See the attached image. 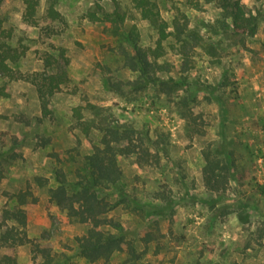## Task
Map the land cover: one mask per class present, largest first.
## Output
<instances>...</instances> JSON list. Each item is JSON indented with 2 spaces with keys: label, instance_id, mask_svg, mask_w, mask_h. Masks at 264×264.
Here are the masks:
<instances>
[{
  "label": "rangeland",
  "instance_id": "rangeland-1",
  "mask_svg": "<svg viewBox=\"0 0 264 264\" xmlns=\"http://www.w3.org/2000/svg\"><path fill=\"white\" fill-rule=\"evenodd\" d=\"M118 1L127 14L126 28L136 26L140 44L153 47L155 31L132 9L130 0ZM180 1L188 26L193 29L191 36L200 39L199 46L211 47L212 53L197 46L192 52V70L181 75V57L169 47V41H173L169 38L168 43L164 42L166 53L159 61L172 63L174 70L159 76H185L190 87L197 82L199 87L210 84L216 88L196 94V102L188 106L190 121L181 117L184 108L178 98L185 94L183 91L169 97L153 85L129 91L125 83L134 80L136 73L124 67L123 55L105 31L106 24L91 23L83 17L93 0H41L32 24L23 20L24 0L4 1L0 16L12 29L14 44L18 41L26 48L14 67L25 75L42 72L44 57L59 59L63 52L69 60L66 71L76 93L54 94V119L38 123L33 120L40 116L35 87L23 80L0 77V87L5 84L2 93H6L0 94V153L10 149L15 140L13 152L22 155L3 167L0 234L2 210L12 204L5 195L31 190L37 202L24 207L26 233L49 251L52 261L45 263L40 254L31 252L30 245L0 247V258L10 256L15 264H92L78 256L75 242L89 225L68 219L49 201L48 194L57 186L51 174L54 168H61L72 183L74 171L82 166V157L91 153L83 135L70 129L71 109L83 106L87 100L112 106L121 119L137 128H148L150 137L162 142L155 164L137 167L134 157L117 159L123 174L122 190L139 199L145 212L119 205L106 214L122 226L125 240L135 249V255H131L124 247L107 264H264V195L258 193V186H264V0H239L247 13L259 15L252 38L234 36L231 30L225 33L220 10L213 2L199 0L200 9L195 10ZM49 4L63 21L47 18ZM100 4L106 12L112 11L111 1ZM157 4L162 18L170 20L171 3L157 0ZM226 68L231 83L218 89ZM105 79L124 83L123 96L116 94L115 87L106 90L102 85ZM90 138L96 140L98 135L93 132ZM46 139L50 142L41 146ZM74 147L79 157L66 162L65 153ZM215 147L220 158L230 156L234 162L225 191L216 194L205 191L201 176L202 154ZM36 178L45 180L44 184L39 186ZM117 190L104 191L109 202L119 198ZM161 197L175 203L167 205ZM152 207L162 210L161 215L155 216ZM145 236L150 240L146 245L141 241Z\"/></svg>",
  "mask_w": 264,
  "mask_h": 264
},
{
  "label": "trees",
  "instance_id": "trees-1",
  "mask_svg": "<svg viewBox=\"0 0 264 264\" xmlns=\"http://www.w3.org/2000/svg\"><path fill=\"white\" fill-rule=\"evenodd\" d=\"M5 0H0V14ZM101 1H111L112 11L106 12ZM171 3L173 17L165 20L160 14L157 0H130L132 9L136 10L142 20L148 22L149 26L155 31L157 39L153 47H143L140 44V38L136 26L131 25L126 28L127 14L120 8L118 0H93L91 8H88L83 17L91 22H103L106 24L105 31L115 40L116 46L123 55V65L132 73H136V78L125 83L130 92L144 90L148 85H153L160 94L167 97L176 92L183 91L179 104L183 107L181 117L190 121L192 114L188 106L190 102H196V94L199 91L216 90L210 84L197 86L193 82L190 87L185 76L179 79L172 77L162 78L160 74H170L174 66L170 62L159 60L165 55L164 42L172 38L168 45L174 52L181 57V75L189 72L193 68L191 62L192 52L199 46L193 36V29L189 28V20L181 7L180 0H163ZM204 3H214L220 10L222 18L221 27L232 32L234 36L252 38L257 32L259 25V15L247 13L239 0H203ZM41 0H24L25 10L23 20L33 23V18L40 5ZM185 6L199 10V0H184ZM46 16L51 20L60 19L61 15L52 4L46 8ZM13 42L12 29L6 26V23L0 16V77L8 81L23 80L31 83L36 90L40 106V116L34 117L36 122L54 119V110L51 106V99L56 93H69L74 95L75 88L71 85V78L68 76L66 67L69 60L64 53L59 54V59L53 56L44 57L43 63L45 70L34 72L30 75L20 73L14 66L23 58L26 48L20 42ZM125 45L131 50L126 52ZM200 49L206 47L207 53H212V49L205 44H200ZM53 68L54 72L48 73L46 69ZM229 68L224 69L218 89L227 87L231 81L228 76ZM103 87L106 90L113 91L114 87L118 90L116 94L123 96L121 86L124 83L111 82L108 79L103 80ZM5 84L0 87L1 95H6L2 91ZM178 92V93H179ZM176 93V95H178ZM219 103V99H216ZM85 104L78 105L71 109L70 129L78 130L84 137L91 153L82 157V166L74 171V182L67 181L65 173L61 168H54L52 177L57 183L55 188L48 190L49 201L63 212L65 216L74 223L87 224V231L75 237L77 254L88 263L107 264L111 256L122 252L127 247L129 254H134V247L125 240L122 233V226L107 218L106 214L119 205H131L132 210L136 212H145V206L136 197H131L124 192L121 187L122 170L118 164V158L134 157V164L137 167L148 166L157 163L158 152L162 149V142L157 137L152 139L148 128H137L127 120L121 119L119 112L112 106L98 105L87 100ZM220 104V103H219ZM28 123V121H25ZM264 127V126H263ZM98 135L96 140L90 138L92 133ZM156 133V131L154 132ZM50 142L46 139L41 146ZM17 142H12V147L4 153H0V180L3 178V167L9 161L21 159L22 155L13 152ZM208 152H203L204 165L201 169L203 188L207 192L219 193L225 191L230 176L233 173L234 162L230 156L222 159L218 147ZM68 158L66 162H74L79 157L76 147L65 153ZM59 162V160L57 159ZM39 186L44 184L43 179L36 178ZM111 188L118 189V199L109 202L105 197L104 191ZM259 195H264V186H258ZM7 201L11 202L9 208H4L1 214L3 232L0 234V247H14L30 245L31 252L40 254L45 263L51 262L52 257L49 251L41 248L33 239H30L26 233L27 212L25 206L35 204L37 198L31 190L19 191L16 194H6ZM167 205L175 203L172 200L159 198ZM7 202V203H8ZM149 208V207H147ZM153 214L160 216L162 210L159 208H150ZM147 214V212H146ZM9 223V224H7ZM109 227L117 231L111 233L105 228ZM145 245L150 241L148 236L141 240ZM135 255V254H134ZM135 258H137L135 256ZM0 264H15V260L10 256L0 258Z\"/></svg>",
  "mask_w": 264,
  "mask_h": 264
}]
</instances>
